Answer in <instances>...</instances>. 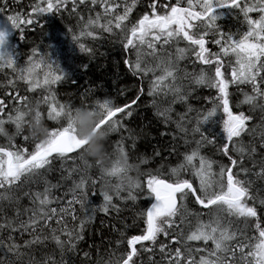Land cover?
<instances>
[{"label":"snow or ice","instance_id":"1","mask_svg":"<svg viewBox=\"0 0 264 264\" xmlns=\"http://www.w3.org/2000/svg\"><path fill=\"white\" fill-rule=\"evenodd\" d=\"M49 15L75 20L68 32L81 72L98 54L87 41L119 44L139 84L130 102L89 103L103 84L88 81L81 91L39 44L18 62L9 26L25 40L26 32L44 30ZM0 17V71L13 74L0 84V136L8 141L0 145V264H264V0H0ZM228 17L235 31L220 23ZM69 82L78 105L58 99ZM21 85L34 95L21 94ZM145 97L155 119L149 124L170 137L151 156L139 154L144 129L125 124ZM29 104L47 126L45 139L21 130ZM81 110L99 117L94 131H107L106 154L141 168L137 183L109 188L100 166L85 158ZM123 132L112 147L113 134ZM164 151L177 158L174 166L145 170ZM124 171L117 159L107 174ZM132 207L129 225L124 213ZM98 213L111 218L110 238L102 219L100 245L93 232L84 251ZM130 227L139 234L129 236ZM101 245L113 246L107 260L93 259Z\"/></svg>","mask_w":264,"mask_h":264},{"label":"trees","instance_id":"2","mask_svg":"<svg viewBox=\"0 0 264 264\" xmlns=\"http://www.w3.org/2000/svg\"><path fill=\"white\" fill-rule=\"evenodd\" d=\"M23 3L27 6L29 0H23ZM221 24L226 28L230 27L233 31H235L236 21L234 19L230 17L225 18ZM68 27L75 28L74 19H63L59 16L49 15L46 17L43 31L37 29L35 32H26L25 40H21L18 34L14 32L13 39L18 45L21 56L29 53L31 51V47L36 44H39L42 49L49 51L53 59L58 60L66 71L71 73L74 79L78 80L79 84H81V91L83 90V87L88 86V81H96L97 84H103L102 89H99L94 95L89 97V103H94L96 100L102 101L105 98L113 99L121 105L126 100L130 102V99L133 97L134 92L139 87V84L137 78L132 77L129 73H127L126 67L122 63L123 55L119 44H114L111 40H101L96 42L87 41L97 49L98 54L96 59L89 63L87 72H81L79 64L81 63L82 58L75 44L72 42L71 34L68 32ZM76 31H78V28ZM83 59L86 61V58ZM24 60H26V56ZM12 77L13 74L10 69L0 71V84L5 83L6 79ZM120 90L125 91L121 94ZM202 92L207 94L208 90L204 89ZM3 93L4 90L0 89V98H3ZM21 94H26L30 97L34 95L32 93H25L22 85ZM58 99H60L61 102L71 101L76 105L80 102L79 94L71 82L65 83L60 87L58 90ZM147 100L148 98L145 97V103L140 104L139 108L134 112L132 118H125V124L126 127L137 132H139L140 129H144L146 135L136 137L139 154L151 156L153 154V149H160L162 145L168 142L170 137L166 138L158 136L156 128L149 124L150 121L155 123V119L152 111L146 107ZM8 104L11 105L12 101H8ZM246 110L247 106H245V111ZM3 115L6 118L7 113ZM29 119H31V117H27L26 121ZM5 127L8 129L9 135L15 134V128L13 125L6 124ZM159 130L164 131V128L160 126ZM121 134L124 136L128 135L127 132L114 133L112 139L110 140L112 147H114L116 141L120 139ZM7 142V137L0 136V145H6ZM14 142L20 146H25L22 136H15ZM127 143L130 145L131 142L128 141ZM99 145L104 149V141H100ZM176 162L177 158L175 156H169L167 151H164L163 160H161L160 157H157L150 165L144 167L145 170H147L148 168H155L159 166L160 163H170L174 166ZM95 172L96 169H93V173ZM53 182H55V179H53ZM91 199L94 204L99 202L98 196H93ZM142 206L143 205L141 204L137 207ZM136 210V207H132L124 213V223L129 225L132 224ZM102 219L104 220L103 227L106 233L105 241L110 238L107 235V228L111 218H105L102 213H98L95 221V227L90 229L89 235L81 244L84 251H88L89 246L93 244V232H95V243L100 245V229L102 227L100 221ZM137 223H139V221H137ZM121 230L124 229L121 228ZM126 231L129 236L139 234V229L136 227H130ZM116 236V233H112L113 238ZM112 250L113 246H109L105 249L101 245V247L93 254V259H95L97 255H101L107 260L108 255ZM80 256L81 258L83 257V252L80 253Z\"/></svg>","mask_w":264,"mask_h":264},{"label":"clouds","instance_id":"3","mask_svg":"<svg viewBox=\"0 0 264 264\" xmlns=\"http://www.w3.org/2000/svg\"><path fill=\"white\" fill-rule=\"evenodd\" d=\"M24 111L27 120L22 125L21 130H25L27 134L33 138L45 139L47 137L48 129L43 120H37L32 113L34 106L29 104ZM99 117L91 116L86 111L81 110L76 121L77 133L82 139L88 140V145L84 150L86 159L95 161L100 170L105 173V184L111 188L112 185L128 186L137 183L141 178V168L136 164H129L123 157H114L104 152V149L99 145L100 141L107 139V131H94V125L97 123ZM3 135V133H0ZM119 159V164L125 171L116 176H109L107 173L112 168L116 160Z\"/></svg>","mask_w":264,"mask_h":264},{"label":"rangeland","instance_id":"4","mask_svg":"<svg viewBox=\"0 0 264 264\" xmlns=\"http://www.w3.org/2000/svg\"><path fill=\"white\" fill-rule=\"evenodd\" d=\"M0 27H4V20H3V18L2 17H0ZM9 32H10V35L8 36V46H9V48H14L15 49V51H16V53H18L19 55L17 56V59H18V62L20 63V64H23L24 63V59H25V56L26 55H20V51H19V49H18V45L16 44V41H14V39H13V35H14V30H12L11 28H10V26H9Z\"/></svg>","mask_w":264,"mask_h":264},{"label":"flooded vegetation","instance_id":"5","mask_svg":"<svg viewBox=\"0 0 264 264\" xmlns=\"http://www.w3.org/2000/svg\"><path fill=\"white\" fill-rule=\"evenodd\" d=\"M222 22H223V20L220 23H222Z\"/></svg>","mask_w":264,"mask_h":264}]
</instances>
